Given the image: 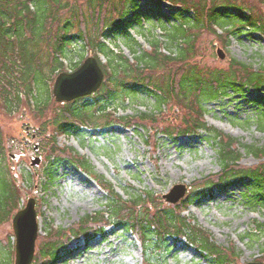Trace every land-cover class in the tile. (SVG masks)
I'll list each match as a JSON object with an SVG mask.
<instances>
[{"label":"trees","instance_id":"1","mask_svg":"<svg viewBox=\"0 0 264 264\" xmlns=\"http://www.w3.org/2000/svg\"><path fill=\"white\" fill-rule=\"evenodd\" d=\"M165 1L177 6L174 13L177 24L171 31L166 28L168 40L177 48L170 53L164 52V43L159 38L150 42L149 49L136 48L138 42L131 37L130 30L151 19L139 0H0V116L17 114L27 102L33 105L35 116L46 119L51 103L54 104L52 90L59 73L70 68L76 70L91 55L106 73L97 92L61 103V109L50 117L55 135L47 149L50 153L47 172L52 180L55 161L75 165L98 182L107 193V201L103 209L87 213L68 228L47 229L39 237L35 264H58L75 251L70 247L74 239L83 238L88 248L99 237L106 239L111 226L135 235L143 246V264H164L163 254L175 238L194 245L210 264H239L236 260L240 254L233 247L215 242L211 232L184 212L186 206L213 195L217 189L226 190L239 182L248 181L255 197L261 199L264 195V145L241 143L238 137L210 126L204 112L206 99L217 98L230 89L243 94L251 88L260 91L263 94L257 96L258 104L264 105V68L257 70L236 58L226 69L203 65L197 54L200 36L195 30L206 28L217 35V28H222L219 38L228 48L236 32L235 24L264 29V11L246 0H157L159 13ZM258 1L264 7V0ZM247 8L250 15L245 12ZM118 36L127 41L133 60L107 43L106 39ZM79 42L81 52L89 54L67 65L73 46ZM141 93L154 94L156 107L138 110L134 115L115 116L128 98ZM171 104L186 111L176 129L160 126L164 108ZM116 123L143 127L151 132L149 139L160 129L174 138L205 131L215 146L222 169L191 184L194 190L181 203L166 206L154 191H139L130 185V190L122 188L123 194L94 172L86 157L67 145L60 147L56 141L62 135L80 136L83 127L105 129ZM259 128L264 131V118ZM243 150L261 159L259 165H241ZM6 152L0 122V227L20 210L23 199L21 187L7 165ZM13 245V241L0 244V264H12ZM261 251L262 256L256 260L264 262V246Z\"/></svg>","mask_w":264,"mask_h":264},{"label":"rangeland","instance_id":"2","mask_svg":"<svg viewBox=\"0 0 264 264\" xmlns=\"http://www.w3.org/2000/svg\"><path fill=\"white\" fill-rule=\"evenodd\" d=\"M156 1L139 0L142 10H147L151 19L133 26L130 30L131 37L137 39L136 48L139 50L149 49L150 42L159 38L164 43V52H176V44L168 40L167 33L177 24L178 19L174 16L177 6L165 1L159 13ZM246 1L264 11L258 0ZM245 12L247 15L251 14L249 8ZM192 13L189 14L190 17H193ZM233 27L236 32L232 34L228 48L219 38L222 28H217V35L206 28L196 29L200 36L197 43L199 61L209 68L226 69L230 61L236 58L257 70L264 68V29L241 27L238 24ZM106 40L133 60V53L124 37ZM81 46L82 42L73 46L72 54L65 62L67 65L72 60L79 61L82 55L89 54H83ZM219 48L223 49L226 58L218 57ZM102 60L105 62L106 58L102 56ZM72 70L70 68L68 72ZM261 94L263 93L253 88L244 94L230 89L217 98L206 99V122L224 133L238 137L241 143L264 145V131L259 128V123L264 118V105H259L257 99ZM156 104L154 94L141 93L128 98L115 116L134 115L138 110L153 109ZM60 105L61 102L54 98L46 119L35 116L33 105L27 102L17 114L0 116L7 146V165L21 187L23 199L19 208L21 210L32 197L37 199L41 228L39 237L45 235L51 227H70L87 213L103 209L107 201V193L98 182L87 172L68 162L55 161L54 176L50 180L47 172L50 153L47 149L55 134L49 122L55 111L61 109ZM164 109L165 116L160 121V126H171V129L181 126L186 111L178 109L175 104ZM150 133L143 127H125L116 123L105 129L83 127L80 136L62 135L56 141L60 147L67 145L86 157L94 167V172L112 182L123 194L122 188L130 190L132 185L135 190L154 191L162 197L178 183H187L189 193L194 190L191 184L195 181L222 169L215 146L205 131L198 135L174 138L166 136L160 129L159 132L155 131V137L149 139ZM34 134L36 137L32 138ZM153 141L155 148L151 145ZM35 145L39 146L38 151L34 150ZM242 154L241 165L256 166L261 162V159L244 150ZM37 156L41 158V164L34 166L32 160ZM247 183L248 181L232 184L226 190L217 189L213 195L186 206L184 212L211 232L215 242L233 247L240 254L236 260L239 264L260 258L264 246V195L261 199L255 197ZM165 204L173 206L167 201ZM13 216L0 227V244L13 241L11 262L15 264ZM106 236V239L99 237L88 248L85 247L83 238L74 239L70 247L75 251L58 264H143V246L133 233L111 226ZM37 240L38 250L40 239ZM163 256L164 264H210L194 245L176 238L171 240L169 250Z\"/></svg>","mask_w":264,"mask_h":264},{"label":"water","instance_id":"3","mask_svg":"<svg viewBox=\"0 0 264 264\" xmlns=\"http://www.w3.org/2000/svg\"><path fill=\"white\" fill-rule=\"evenodd\" d=\"M218 57L226 58L222 48L217 50ZM106 73L93 55L88 57L80 68L73 72H61L55 81L53 96L57 102H71L72 100L90 96L102 86ZM38 150V146H35ZM34 166L41 164V158L32 160ZM187 183H178L163 194V198L170 204L179 203L188 192ZM36 198L32 197L28 203L13 216V230L15 232V264H33L36 247L41 233L40 219ZM245 264H264L262 261H249Z\"/></svg>","mask_w":264,"mask_h":264}]
</instances>
